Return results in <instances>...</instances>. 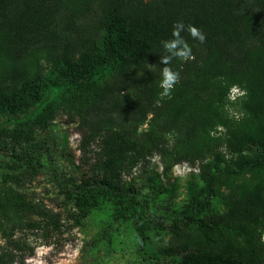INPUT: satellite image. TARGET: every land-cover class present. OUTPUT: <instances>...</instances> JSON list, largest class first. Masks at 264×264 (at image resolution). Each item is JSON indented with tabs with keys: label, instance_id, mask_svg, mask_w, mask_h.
I'll return each instance as SVG.
<instances>
[{
	"label": "trees",
	"instance_id": "trees-1",
	"mask_svg": "<svg viewBox=\"0 0 264 264\" xmlns=\"http://www.w3.org/2000/svg\"><path fill=\"white\" fill-rule=\"evenodd\" d=\"M177 22L198 27L206 40L181 33L194 59L172 60L180 82L171 98H161L160 56L168 54L162 41L172 38ZM233 85L247 95L229 101ZM124 93L131 98H116ZM57 116L90 128L81 142L98 139L99 178L80 183L70 197L78 213L104 216L98 239L132 217L138 246L145 241L143 216L160 192L149 180L142 192L123 190L117 179L123 169L152 153L164 169L213 158L201 170L199 196L172 212L174 243L142 263L264 264V0H0L5 241L55 225L16 183L31 171L36 154L26 148L34 133L59 140L51 128ZM221 146L233 158L230 168L218 165L214 152ZM12 251L0 252V264H13Z\"/></svg>",
	"mask_w": 264,
	"mask_h": 264
},
{
	"label": "rangeland",
	"instance_id": "rangeland-1",
	"mask_svg": "<svg viewBox=\"0 0 264 264\" xmlns=\"http://www.w3.org/2000/svg\"><path fill=\"white\" fill-rule=\"evenodd\" d=\"M228 96L229 91L227 99L231 101ZM116 98L128 100L131 95L124 93ZM51 124L59 140L34 133L33 142L26 151L36 156L31 171L19 179L16 188L26 200L52 215L55 225L44 231L40 228L14 232L8 241L0 238V252L13 250V264H143L142 259L146 256L174 243L168 227L172 212L189 199L199 196L201 170L214 163L213 158L193 164L179 163L164 169L158 155L152 153L133 167L123 169L117 177L123 190L142 192L149 180L160 192L152 209L143 216L142 235L145 241L138 246L132 231V217L119 219L116 226L105 228L103 237L98 239L102 236L98 230L106 222L104 216L90 209L83 214L78 213L70 198L80 183L99 178L95 170L98 139L85 138L81 142L90 128L80 126L75 119L70 121L64 116H57ZM114 124L111 120V128L117 126ZM145 129V124L139 126L136 136ZM167 139L166 145L169 146L171 138ZM2 140V146L9 148V140ZM6 151L9 150L0 149V155L6 156ZM214 153L220 167L232 166L233 158H229L222 146ZM211 205L212 210H221L218 199L214 198ZM260 241H264V232Z\"/></svg>",
	"mask_w": 264,
	"mask_h": 264
},
{
	"label": "clouds",
	"instance_id": "clouds-1",
	"mask_svg": "<svg viewBox=\"0 0 264 264\" xmlns=\"http://www.w3.org/2000/svg\"><path fill=\"white\" fill-rule=\"evenodd\" d=\"M185 31L200 43H204L206 40L205 34L198 27L191 24L185 25L183 22L174 24L172 38L162 41V46L168 54L160 56V63L164 65L162 68V80L160 82V88L163 90L160 94L161 98H171L174 86L180 82V73L170 67L172 60L179 59L187 62L194 59L191 46L181 35ZM245 95H247L246 90H242L239 85H233L229 90L228 98L234 102L237 98L244 97Z\"/></svg>",
	"mask_w": 264,
	"mask_h": 264
}]
</instances>
